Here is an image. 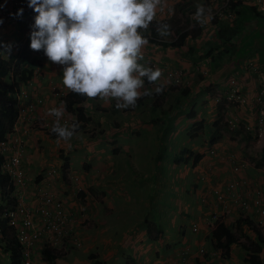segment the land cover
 <instances>
[{
    "label": "crops",
    "instance_id": "obj_1",
    "mask_svg": "<svg viewBox=\"0 0 264 264\" xmlns=\"http://www.w3.org/2000/svg\"><path fill=\"white\" fill-rule=\"evenodd\" d=\"M224 2L165 0L164 10H158L156 20L142 31L149 44L141 61L146 67L162 70L158 84L164 90L157 95V85L146 81L145 89L153 95L138 100L135 109H117L115 100L87 99L81 104L84 117H72L79 112L52 96L48 85L63 83V71L41 57L38 69L42 73L37 80L43 85H34L31 99L44 97L46 104L38 105L34 115L38 128L30 130L24 166L33 186L47 185L70 203H87L91 220L85 227L78 226L83 246L69 250L56 264H202L203 255L197 251L193 257L192 248L199 250L212 242L214 220L220 219L222 209L208 194L209 189L224 188L238 178L264 186V166L257 164L264 143L253 147L250 133L232 132L226 125V116H236L252 126L256 123L259 77L264 84V11L249 0H233L234 17L215 14ZM197 4L211 10L206 11L209 20L203 26L192 19ZM169 8L174 15H169ZM157 22L169 24L171 34L161 37ZM31 31L32 26L25 31L28 40ZM186 31L189 34L181 45L157 42H175ZM6 33L14 34L11 28L0 29V37ZM6 43H14L13 37ZM244 60L256 62L261 73L242 68L238 61ZM171 68L183 71L178 86L165 73ZM234 74L248 95L247 103L217 104L216 93L225 94ZM62 103V117L80 125L78 134L68 142H57L51 129H45L50 122L44 120L47 108H59ZM20 126L28 128L29 124ZM185 150L202 154V159L193 165L195 155L183 154ZM64 158L68 159L66 181ZM233 160L246 161L247 169L235 174ZM54 169L57 173L50 175ZM228 209L229 215L242 217L235 206ZM191 220L197 221L199 232L193 231ZM233 220L227 224L237 234ZM244 225L242 222L243 229ZM246 231L247 227L245 235ZM230 251L228 256L220 251L206 258L213 259L209 264H249L241 245L232 244ZM262 255L264 259V251ZM10 261L5 255L0 264ZM33 262L50 264L39 247Z\"/></svg>",
    "mask_w": 264,
    "mask_h": 264
},
{
    "label": "clouds",
    "instance_id": "obj_2",
    "mask_svg": "<svg viewBox=\"0 0 264 264\" xmlns=\"http://www.w3.org/2000/svg\"><path fill=\"white\" fill-rule=\"evenodd\" d=\"M164 7L165 0H26L24 10L21 8L16 15L22 16L20 18L18 17V26L20 25V19H28L35 16L30 34V48L33 51L43 50L44 55L50 62L55 63L56 67H58V65L62 66V82L69 92L92 100L99 99L104 102L115 100V107L117 109H135L138 100L142 97H151L153 95L152 90L145 89L146 81L150 85H157L154 89L155 94H162L164 90L163 85L158 84L162 76V70L159 68L154 70L152 67H146L141 63V61L144 60V48L149 44L148 38L142 35V31H147L149 29V26L157 18L158 10L162 12ZM232 10L234 12V9ZM168 11L169 15H174L173 8H169ZM206 11L210 12L211 10L206 9L203 4H197L196 12L193 14L192 19L201 26L205 25L209 20V16L205 14ZM2 23L3 20H0V24ZM170 29L171 26L169 24L157 22L156 31L161 37L170 35ZM12 31L16 36L13 38L14 43L0 45V48H2V50L0 49V62L1 60H9L11 53L15 52V48H18L20 45L19 39H22V42L28 40L27 32L23 33L21 31V35L19 36L14 29ZM21 36H24V38H21ZM36 67L37 69L34 70L33 77L26 81L19 80L17 76H15L14 66L11 67L10 74L3 78H9L8 82L10 84L12 81L18 83L12 96L13 100L9 101L7 104L8 106L14 105L16 107L18 116L13 129L4 140L11 136L15 127L24 129L20 126L22 122H25L21 121L20 110L22 106L32 102L35 104L37 110L38 105L46 104L44 97L35 100L31 99L32 90L35 89L34 85H42V83L37 80L41 78L42 71L38 69V66H35V68ZM171 71L181 73L182 81L180 83H176L169 76V72ZM165 73L172 85L178 86L183 82L182 70H174L171 68L167 69ZM29 81L32 82L31 85ZM61 84L60 82L57 87H62V90L65 91L63 96L58 97L52 94V87L56 86L55 83L48 84L51 91L50 93L52 96L67 104L65 97L69 92L66 91ZM22 89H29L30 96L20 101L18 94ZM142 89L145 90L142 92ZM218 96H222L223 99L217 101ZM224 96L223 94L216 93L215 99L217 104L226 102ZM40 99H44V103H40ZM20 102H22L21 105L19 104ZM36 110L29 114L31 123L28 128L30 129L38 128L37 121L34 118ZM46 115L49 117L48 119L50 122H48L50 125L52 123L51 116L56 118L55 123L51 126H47L49 128L45 127V129H51V131L56 134L58 137L57 142L61 140L68 142L77 134V130L80 127L79 123H70V126L60 123V118L64 115L63 103L59 108H47ZM247 124L249 123H243L241 121V127L236 130H243L246 133H250L251 137H253L254 134L251 131H247L245 128ZM226 125L227 127L229 126V117L227 116ZM229 131L232 130L229 129ZM30 136L31 133H29L27 137V146ZM256 139L258 140L255 136V140ZM211 152L215 153V150ZM240 162L245 163V169H247V162ZM54 170L55 172H53V174L57 173V170ZM227 185L220 189H223L225 192ZM210 191L211 189H209L208 194L215 198L216 203L221 208H228L229 205H232L240 209L234 203H224ZM79 205H83L87 208V225H89L91 221L88 216L89 207L85 205L84 202H80L78 206ZM241 216L254 221V223L257 219V215L254 213L246 214L242 211ZM190 226L193 229L192 223H190ZM0 227L3 229L1 223ZM245 227L247 226L244 225V229ZM247 230L252 232L248 227ZM193 231L199 232L200 226L198 231L194 229ZM253 236L255 237L254 233ZM244 238L247 239L245 240ZM249 238L250 237L245 235L242 239L246 242ZM11 239H15L18 244L13 231L10 235L6 233V238L0 237V241L7 243L6 247H4L3 244L0 245V251L5 249L6 257L9 260H11L12 254L10 250V247H12ZM2 247H4V249H2ZM81 247H72L70 250ZM201 249L205 250V248ZM201 249L199 251L202 254L207 252L206 250L202 252ZM43 250H41V252ZM20 260L22 264L21 255ZM171 263L173 262L171 261Z\"/></svg>",
    "mask_w": 264,
    "mask_h": 264
},
{
    "label": "built area",
    "instance_id": "obj_3",
    "mask_svg": "<svg viewBox=\"0 0 264 264\" xmlns=\"http://www.w3.org/2000/svg\"><path fill=\"white\" fill-rule=\"evenodd\" d=\"M232 0H225L221 8L215 14L223 16L228 14L234 16ZM256 4L258 9L264 11V0H249ZM26 0H0V29L11 28L20 36L21 30L18 26V19L21 15H16L21 8H25ZM19 17V18H18ZM242 68L249 67L254 72L260 74L261 67L253 60H244L238 62ZM169 76L176 82L182 81L181 73L171 71ZM261 89L256 97V103L259 107V116L254 126L247 124L245 128L251 131L258 139H264V84L259 77ZM30 82V81H29ZM30 85L32 82L29 83ZM54 96H63L65 91L62 87H52ZM224 98L230 104L244 105L248 101V95L242 90L240 80L237 74L230 77L229 89L225 92ZM30 96L29 89H22L18 94L20 101ZM222 96L217 97L221 101ZM44 103V99L39 100ZM22 102L19 104L21 105ZM36 110L34 103H28L21 107V121L31 123L29 114ZM56 118L51 116V122L54 124ZM238 118L229 119V129L234 131L241 127ZM67 120L60 118V123L64 124ZM47 126L50 123L45 124ZM51 126V125H50ZM30 128L21 129L15 127L11 136L0 142V152L4 155L1 165L2 172L8 177L12 192L2 194L0 192V219L6 221L12 229L18 244L20 245L22 264H33L34 250L39 247L51 249L66 254L72 247H81L83 245L78 226L85 227L88 224L87 208L79 205L76 209H71V205L66 198L58 196L47 185H35L29 179L27 170L24 166V160L27 153V137ZM233 171L235 174L243 172L246 165L236 160ZM55 172V170H54ZM53 173L50 172V175ZM219 200L224 203L231 202L236 204L244 213H254L257 215L255 224L264 232V186L257 182L250 183L248 179H234L228 183L227 189H211ZM193 229L199 230V225L195 220H191ZM0 237L4 238L3 229L0 227ZM6 238V237H5ZM204 252V249H201ZM174 264V263H169Z\"/></svg>",
    "mask_w": 264,
    "mask_h": 264
},
{
    "label": "trees",
    "instance_id": "obj_4",
    "mask_svg": "<svg viewBox=\"0 0 264 264\" xmlns=\"http://www.w3.org/2000/svg\"><path fill=\"white\" fill-rule=\"evenodd\" d=\"M234 2L232 1V9H233ZM255 9V7H254ZM256 10V9H255ZM35 16H32L28 19H20L19 20V28L24 33L31 26L34 24ZM12 28V27H11ZM189 34L188 31L184 33H180L177 37L175 42H165V41H157L160 44L167 45H181L187 35ZM20 45L18 48H15V52L11 53L9 56V60H1L0 62V142L6 138L8 133L13 129L15 121L17 119L18 113L17 109L14 105L8 106V102L13 100V93L16 90L18 83L12 81L11 84L8 82L9 78L3 79L5 76L10 74L11 67L14 66L15 76L19 80H28L33 77L34 75V65L31 62H34L32 56L33 50L30 48V39L27 41H23L19 39ZM42 51V50H41ZM41 51H38L39 53ZM67 100V108L70 110H77L79 112V116L83 118L82 112L84 111V107H82V103L87 100L85 97H81L74 93L69 92L68 95L65 97ZM233 131V132H237ZM55 134V133H54ZM53 136L57 137L56 134ZM189 154L190 156L195 155L193 160V165L197 164L200 159H202V154L200 153H193L189 150H185L183 154ZM192 158V157H191ZM4 159V155L0 152V192L2 194H6L7 192H12L13 187L10 186L8 177L2 172L1 165ZM65 162L62 165L63 177L64 180H67V170H68V159L64 158ZM187 161V159H185ZM191 159L189 158L188 161ZM258 165L264 166V148L262 151V155L259 158ZM33 182V181H32ZM53 191V190H52ZM54 192V191H53ZM55 193V192H54ZM58 195V194H57ZM242 222H245V225L255 234L254 239H248V241H243L244 232L242 228ZM0 223L3 228V233L6 237V233L8 235L12 234V229L7 226L6 221L0 219ZM8 228H7V227ZM236 230L238 233H234L233 229L230 225L226 224L223 221H219L216 230L213 233V238L216 241L215 246L217 248H221L224 252L225 256L230 255L231 253V246L232 244H239L243 247L247 254V261L249 264H264L263 259V251H264V233L256 226L254 221L245 218L244 216L240 217L236 222ZM12 247L10 250L12 251L11 254V264H21L20 260V246L16 243L15 239H11ZM42 254L45 259L50 261V264H56V260L62 258L63 255L60 252H53L50 249H44ZM96 258V257H92ZM94 264H99L98 261H95Z\"/></svg>",
    "mask_w": 264,
    "mask_h": 264
},
{
    "label": "rangeland",
    "instance_id": "obj_5",
    "mask_svg": "<svg viewBox=\"0 0 264 264\" xmlns=\"http://www.w3.org/2000/svg\"><path fill=\"white\" fill-rule=\"evenodd\" d=\"M8 35V36H7ZM14 38V37H16L15 36V34H13V36H12V33L11 34H8V33H6V35H4V36H2V37H0V45H3V44H6V41H7V39H10V38ZM1 50H2V48H0ZM33 56H32V58H33V60H34V62H31V63H33V64H35L34 65V69H37V67L35 68V66H38L39 65V63H40V59H41V57H43V56H45L44 55V52H43V50L39 53L38 51H34L33 52ZM55 69L56 70H58V71H63V68H62V66H60V65H58V67H56L55 66ZM174 70H178V69H174ZM50 83H52V82H50ZM55 83V87H57V85H59L60 84V82H53L52 84H54ZM43 85V84H42ZM61 85H63V83L61 84ZM64 86V85H63ZM64 89H66V91H68L69 92V90L64 86ZM78 115H79V113H73V115H72V117H78ZM234 118H238V117H236V116H233ZM49 117H48V115H46V117H44V120L45 121H50L49 119H48ZM63 118V117H62ZM230 118V117H229ZM67 119V118H66ZM239 120V122H241V119L240 118H238ZM68 121L66 122V123H64V125L65 124H67L68 126H70L71 124L70 123H72V120H71V118L70 119H67ZM53 123H51V125H52ZM78 134V133H77ZM76 134V135H77ZM75 135V136H76ZM239 136V138H242V136L240 135V134H238L237 135V137ZM259 143H264V140L262 141V140H255V135H253V137H252V141H251V144H252V146L253 147H256V146H258V144ZM81 165H82V162L80 163ZM58 196H61V197H63L62 195H60V194H58ZM63 198H65V197H63ZM66 201L71 205V209H73V211H74V209L75 208H77V204L79 203H70V201L68 200V199H66ZM152 203L153 204H155V202L154 201H152ZM81 204H83V203H81ZM85 205H88L87 203H85ZM156 210V209H155ZM237 209H233V212H235ZM220 212V215L218 216V217H220V219H215L214 221V229H213V231L211 232L212 233V238H213V233H214V231L216 230V228H217V225H218V222L219 221H223V222H225L226 224H227V222L229 221V222H232L231 220L232 219H236L235 217V215H232L231 213H230V215H229V209L228 208H224V207H222V209H220L219 210ZM240 213H241V211H240ZM153 214H154V212H153ZM234 216V217H233ZM249 216H251V215H249ZM231 219V220H230ZM233 220V223L235 224L236 223V220L234 221ZM234 226V225H233ZM234 228H235V226H234ZM189 231V230H188ZM190 232V231H189ZM235 232V231H234ZM246 233H247V237H252L251 236V234H250V232L247 230L246 231ZM245 240L247 239V238H244ZM212 242H213V245H212ZM212 242L211 243H207V244H205V246H204V248H205V250L207 251L205 254H202L199 250L201 249H199V250H197V248H195V247H193L192 248V253H194V256L193 257H195L196 255H197V251H198V253L200 254V255H203L202 257V259H199V260H201L202 261V264H209L210 263V261H213V259H207L206 257L207 256H210V255H212V256H216L217 255V253L218 252H220V251H222L221 249H219V248H217V247H215V244H216V242H215V240H214V238H213V240H212ZM6 242H4V241H0V245H4V247H6V245H7V243L5 244ZM209 245V246H208ZM4 247H2V249H4ZM194 251V252H193ZM214 252H215V255H214ZM0 253H1V258L0 259H3L4 258V256L6 255V253H5V249L4 250H2V251H0ZM246 257V256H245Z\"/></svg>",
    "mask_w": 264,
    "mask_h": 264
}]
</instances>
